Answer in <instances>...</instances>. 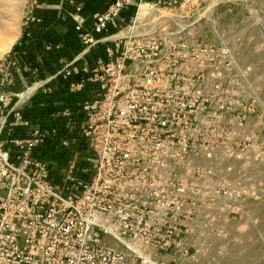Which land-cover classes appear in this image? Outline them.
I'll return each instance as SVG.
<instances>
[{
	"label": "built area",
	"instance_id": "1",
	"mask_svg": "<svg viewBox=\"0 0 264 264\" xmlns=\"http://www.w3.org/2000/svg\"><path fill=\"white\" fill-rule=\"evenodd\" d=\"M63 1L74 7L70 62L43 79L17 53L0 61V264H159L197 209L243 195L208 165L234 155L244 126L233 57L161 25L205 0H107L89 17L87 0ZM66 82L75 109L51 114L67 120L58 142L71 153L58 180L40 151L59 130L28 111Z\"/></svg>",
	"mask_w": 264,
	"mask_h": 264
},
{
	"label": "rangeland",
	"instance_id": "2",
	"mask_svg": "<svg viewBox=\"0 0 264 264\" xmlns=\"http://www.w3.org/2000/svg\"><path fill=\"white\" fill-rule=\"evenodd\" d=\"M34 2L0 0V61L25 41ZM193 7L178 5L164 12L168 19L161 25L230 50L236 98L244 103L236 116L244 118V126L233 131L229 146L234 155L220 152L208 165L215 171L214 183L243 195L197 209L185 235L154 259L159 264H264V0H205ZM54 154L47 160L52 178L60 180L66 165Z\"/></svg>",
	"mask_w": 264,
	"mask_h": 264
},
{
	"label": "crops",
	"instance_id": "3",
	"mask_svg": "<svg viewBox=\"0 0 264 264\" xmlns=\"http://www.w3.org/2000/svg\"><path fill=\"white\" fill-rule=\"evenodd\" d=\"M107 6V0H87L84 15L89 17L93 11L104 10ZM73 11L74 7L63 0H39L35 6V22L32 29L27 31L25 41L18 46L17 56L25 66L35 62L41 68L43 79L60 71L78 52L71 19ZM69 86L67 82L55 84L54 92L50 95L54 97L50 106L51 114L54 110L70 109V106L75 109L76 98L70 95ZM40 94L43 95L42 92ZM70 97H73L72 104ZM42 107L46 108V103ZM60 121L65 125L67 120Z\"/></svg>",
	"mask_w": 264,
	"mask_h": 264
},
{
	"label": "trees",
	"instance_id": "4",
	"mask_svg": "<svg viewBox=\"0 0 264 264\" xmlns=\"http://www.w3.org/2000/svg\"><path fill=\"white\" fill-rule=\"evenodd\" d=\"M19 47L16 46L13 53H17ZM66 84V83H65ZM54 97L51 96H41V94H38L31 102L30 110L28 111L30 117H34L35 119H42L44 121V126H50L54 125L59 130L58 139L56 141H49L45 144L44 148H42L43 154L49 155L50 153H55L54 155L57 156L58 159L63 160L64 165H67V163L70 161L71 153L70 151L67 152L66 149H63L62 145L58 142L59 138L64 135L65 127L64 122L62 121H53L51 122V102L53 101ZM73 97H70V104H72ZM46 103V108L42 107V104ZM48 106V107H47ZM19 133L14 131V136L18 135ZM81 153H87L88 147L84 140H81L78 144V148Z\"/></svg>",
	"mask_w": 264,
	"mask_h": 264
}]
</instances>
